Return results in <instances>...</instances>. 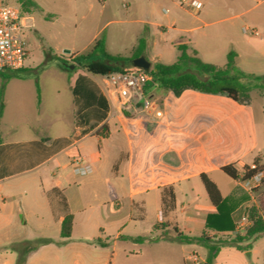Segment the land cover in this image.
I'll list each match as a JSON object with an SVG mask.
<instances>
[{
  "label": "crops",
  "instance_id": "1",
  "mask_svg": "<svg viewBox=\"0 0 264 264\" xmlns=\"http://www.w3.org/2000/svg\"><path fill=\"white\" fill-rule=\"evenodd\" d=\"M32 1L38 8H22V35H38L46 55L35 60L28 49L25 66L7 71V79L0 77L4 103L0 118V264H16L18 254L11 247L17 237L50 240L32 251L25 264L207 263V249L181 242L175 228L186 235L215 234L205 226L207 215L216 208L200 175L207 173L211 178L224 165L213 166L217 156L210 159L207 151L193 152L188 143L216 133L221 117L204 101L218 95L187 90L176 97L151 81L144 93L157 103L161 118L144 116L131 107L122 109L109 95L104 77L72 62L65 68L55 58L72 61L77 54L88 52L102 34L107 51L120 54L114 48L124 42L127 31L121 26L108 29L121 22L117 1ZM198 1L201 9L193 13L197 20L203 25L217 23L222 9L216 1ZM14 2L22 7L19 0ZM158 4V0H126L121 7L145 15L152 14ZM204 7L206 17L214 20L198 17ZM133 21L153 24L143 17ZM142 29L137 25L132 32L137 40L128 56L145 37ZM193 29L182 28L184 32ZM181 44L188 46V42ZM204 44L213 45L211 41ZM206 109L215 110V117L208 120L198 113ZM78 156L91 167L89 174L74 172L72 162ZM235 181L231 179L223 190L214 182L225 198L236 200L229 196ZM168 186L174 188L175 208L165 214L161 195ZM179 197H190L180 209ZM250 206L246 201L235 208L236 224L246 218ZM154 208L159 212L156 221L149 217ZM68 214L73 215L71 236L62 238V222ZM244 232L236 227L235 232L218 236L230 239ZM261 235L242 243L249 245L245 250L222 247L211 264H264V244L257 241Z\"/></svg>",
  "mask_w": 264,
  "mask_h": 264
},
{
  "label": "rangeland",
  "instance_id": "2",
  "mask_svg": "<svg viewBox=\"0 0 264 264\" xmlns=\"http://www.w3.org/2000/svg\"><path fill=\"white\" fill-rule=\"evenodd\" d=\"M116 1L119 10L117 19L121 22L108 26V29L111 31L114 27L121 26L127 31L124 42L117 43V47L114 48L123 56H128L132 46L136 43L137 37L135 34L133 36L132 32L139 25L140 28L143 27L142 30L145 31V37L148 40L145 55L151 62V69L156 62L174 63L180 54L178 45L188 42L190 54L218 66L226 64L228 51L234 49L238 53L236 65L239 69L251 75H264V0H208V2L212 1L211 3L216 1L218 7L222 9V13L215 19L219 21L210 25H203L194 15L199 13L201 6L199 8L181 6L180 0H176V4L168 0H158L159 4L155 6L152 14L145 15H138L131 11L126 12V8L121 7V4L126 0ZM1 3L15 4L14 0H2ZM21 10L24 16L22 7ZM204 10L205 7L198 17H202L204 20L206 18L205 21L208 22L214 20L209 16L206 17ZM138 17L149 18L153 24H137L133 20ZM188 27H194V29L191 32L182 30V28ZM245 27L257 30L260 35H253L250 30L244 32ZM101 37L105 38L104 34ZM23 38L28 44L27 50H30V54L35 60L45 57L47 49L38 35L32 37L27 34ZM205 41H211L213 45L204 46ZM196 50L201 53H197ZM250 96L249 105H238L223 95L212 96L209 100L204 101L206 104L209 103L212 108H216L217 112L206 109L198 111V113L210 120L215 117L216 112L217 116L221 117V122L216 127L217 131L214 135L202 136L206 140L188 143L193 152L197 149L201 153L207 151L210 159H212V155L217 156L213 166L233 164L238 170H241L245 165L258 163L264 171V88L253 87ZM166 98L164 97L160 102L162 103ZM161 107L163 106L161 105ZM210 176L221 190L231 181L222 171L212 173ZM230 188H228L229 191ZM231 195H234L238 201L236 207L246 201L251 202V205L258 203L262 206L264 204V176L261 183L252 189L235 181L229 196ZM189 198L186 200V197H179L178 209L182 207V202L188 203ZM149 217L156 221L159 218L158 209H150ZM259 239L257 240L258 245H263L264 234ZM36 240L38 239L17 237L14 242L19 244ZM129 245L131 246V244ZM223 247H230V245Z\"/></svg>",
  "mask_w": 264,
  "mask_h": 264
},
{
  "label": "trees",
  "instance_id": "3",
  "mask_svg": "<svg viewBox=\"0 0 264 264\" xmlns=\"http://www.w3.org/2000/svg\"><path fill=\"white\" fill-rule=\"evenodd\" d=\"M23 9L38 8L32 0H19ZM147 46L145 37H141L130 56L111 54L107 51L104 37L97 39L90 50L86 53L77 54L72 61L63 57L55 56L61 64L68 68L72 63L85 69L87 72L105 77L115 72H127L134 68L132 61L144 55ZM180 51L177 60L172 64L156 62L149 70L152 75V82L158 88L171 91L176 97H180L185 91L193 90L210 95H223L239 105H249L251 102L250 91L253 87L264 88V75L256 76L245 73L236 65L237 52L231 49L227 54V61L224 66H218L205 62L196 55L188 52L186 44H179ZM7 71L0 70V77L8 78ZM38 99L40 98V88L37 85ZM4 103L2 100V89L0 91V118L2 117ZM257 165L256 169H251L245 165L238 170L234 165L228 164L221 167V170L231 179L244 182L252 178L262 168ZM208 198L216 208L215 213L207 215L206 228L214 231L210 235L203 231L200 235H186L176 231V238L181 242L196 243L207 249V263H212L224 245H230L245 250L249 245L242 243L256 239L264 233V204H252L246 210V219L249 221L244 233H236L233 238L223 239L218 234L235 232L237 224L234 222L232 214L238 201L225 198L218 185L208 176L207 173L200 175ZM163 213L168 214L175 208V192L172 186L165 187L161 195ZM73 225V215L68 214L62 222L61 237L69 238ZM142 239V238H139ZM48 239H38L36 241H25L11 247L18 254L16 264H25L28 255L41 245L49 243ZM100 242V241H99Z\"/></svg>",
  "mask_w": 264,
  "mask_h": 264
},
{
  "label": "built area",
  "instance_id": "4",
  "mask_svg": "<svg viewBox=\"0 0 264 264\" xmlns=\"http://www.w3.org/2000/svg\"><path fill=\"white\" fill-rule=\"evenodd\" d=\"M104 1V0H102ZM188 8H199L198 0H183ZM22 10L20 5L0 4V70H20L25 66L28 58V50L23 38ZM244 32L252 31V34L259 36L257 30L245 27ZM108 87L109 95L112 96L122 109L129 107L144 116L153 115L161 118L163 112L158 108L157 103L149 98L144 89L148 82L152 81L149 71L143 69H133L127 72H115L104 77ZM73 170L78 175H86L91 172V167L83 162L78 156L73 162ZM251 169H256V164L249 165ZM264 176V171L257 172L252 178L243 182L249 189L257 187ZM249 221L243 217L237 223L238 230H245Z\"/></svg>",
  "mask_w": 264,
  "mask_h": 264
},
{
  "label": "water",
  "instance_id": "5",
  "mask_svg": "<svg viewBox=\"0 0 264 264\" xmlns=\"http://www.w3.org/2000/svg\"><path fill=\"white\" fill-rule=\"evenodd\" d=\"M132 64L134 68H139L146 71H149L151 69V62L145 56H140L138 58H135L132 61Z\"/></svg>",
  "mask_w": 264,
  "mask_h": 264
}]
</instances>
